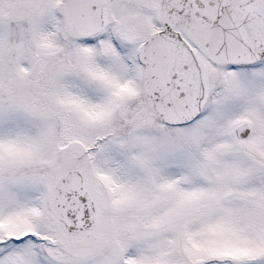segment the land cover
Instances as JSON below:
<instances>
[{"label": "snow or ice", "instance_id": "6c2138e0", "mask_svg": "<svg viewBox=\"0 0 264 264\" xmlns=\"http://www.w3.org/2000/svg\"><path fill=\"white\" fill-rule=\"evenodd\" d=\"M0 264H264V0H0Z\"/></svg>", "mask_w": 264, "mask_h": 264}]
</instances>
